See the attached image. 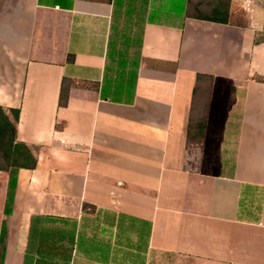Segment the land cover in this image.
Segmentation results:
<instances>
[{
	"label": "crops",
	"instance_id": "0c3cea01",
	"mask_svg": "<svg viewBox=\"0 0 264 264\" xmlns=\"http://www.w3.org/2000/svg\"><path fill=\"white\" fill-rule=\"evenodd\" d=\"M188 10L0 0V106L38 148L14 190L0 171V264H264V0H232L228 24Z\"/></svg>",
	"mask_w": 264,
	"mask_h": 264
},
{
	"label": "trees",
	"instance_id": "16d2710c",
	"mask_svg": "<svg viewBox=\"0 0 264 264\" xmlns=\"http://www.w3.org/2000/svg\"><path fill=\"white\" fill-rule=\"evenodd\" d=\"M232 0H218L211 8L209 15L201 13L199 6H196V13H190L191 0H189L188 16L190 18L210 21L221 24L230 22ZM264 43V32L257 34L255 44ZM257 82L264 83V78H257ZM213 82V77L203 74H198L196 78V87L192 104L191 118L187 130L188 144H200L204 137L207 126V113L210 98V88ZM203 83L209 87V95L205 105V115L202 119H195L197 109V98ZM68 95L63 88L60 105L67 104ZM20 119V111L18 109H5L0 106V171L10 174L11 191L15 189L17 184V173L20 169H35L37 166V151L36 147H29L17 139V124ZM86 208V206L84 207Z\"/></svg>",
	"mask_w": 264,
	"mask_h": 264
},
{
	"label": "rangeland",
	"instance_id": "374dc122",
	"mask_svg": "<svg viewBox=\"0 0 264 264\" xmlns=\"http://www.w3.org/2000/svg\"><path fill=\"white\" fill-rule=\"evenodd\" d=\"M218 0H191L190 13H196V6H199V11L209 15L211 13V8ZM233 20L238 23H245L247 21V13L238 8L233 13ZM209 95V87L206 83H203L197 98V109L195 112V119H202L205 115V105L207 103V97Z\"/></svg>",
	"mask_w": 264,
	"mask_h": 264
}]
</instances>
